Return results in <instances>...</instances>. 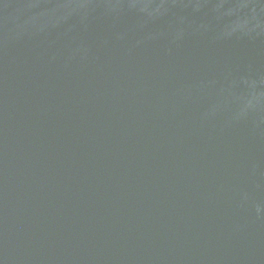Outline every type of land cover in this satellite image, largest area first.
<instances>
[{
	"label": "water",
	"instance_id": "water-1",
	"mask_svg": "<svg viewBox=\"0 0 264 264\" xmlns=\"http://www.w3.org/2000/svg\"><path fill=\"white\" fill-rule=\"evenodd\" d=\"M0 264H264V0H0Z\"/></svg>",
	"mask_w": 264,
	"mask_h": 264
}]
</instances>
